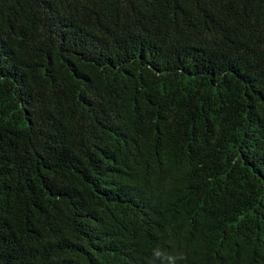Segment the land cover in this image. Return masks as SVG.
<instances>
[{
    "label": "trees",
    "instance_id": "16d2710c",
    "mask_svg": "<svg viewBox=\"0 0 264 264\" xmlns=\"http://www.w3.org/2000/svg\"><path fill=\"white\" fill-rule=\"evenodd\" d=\"M0 264H264V0H0Z\"/></svg>",
    "mask_w": 264,
    "mask_h": 264
}]
</instances>
